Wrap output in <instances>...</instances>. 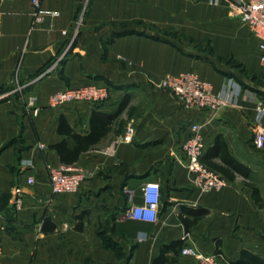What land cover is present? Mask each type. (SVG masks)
Returning <instances> with one entry per match:
<instances>
[{
	"label": "crops",
	"instance_id": "0c3cea01",
	"mask_svg": "<svg viewBox=\"0 0 264 264\" xmlns=\"http://www.w3.org/2000/svg\"><path fill=\"white\" fill-rule=\"evenodd\" d=\"M248 1L43 0V10L56 18L34 25L31 0H0L4 262L154 264L162 247L176 241L182 246L167 253L164 264H197L181 255L187 245L227 261L243 251L264 258V149L255 146L264 130L256 110L264 100V63L234 7ZM184 72L226 92L229 106L187 109L153 83ZM90 85L108 86L111 99L48 107L52 94ZM94 111L119 115L101 141L85 149L71 136L90 134ZM194 124L205 137L204 165L227 182L221 191L196 188L187 170L182 147ZM129 126L134 137L124 143ZM61 143L76 157L73 166L88 174L77 194L51 192L48 166L64 165L56 148ZM30 177L34 186L26 183ZM148 182L161 187L154 223L129 216L143 204ZM17 187L24 193L20 209ZM252 188L259 190L257 201Z\"/></svg>",
	"mask_w": 264,
	"mask_h": 264
},
{
	"label": "built area",
	"instance_id": "2783aa9c",
	"mask_svg": "<svg viewBox=\"0 0 264 264\" xmlns=\"http://www.w3.org/2000/svg\"><path fill=\"white\" fill-rule=\"evenodd\" d=\"M43 0H31L33 7L32 20L34 25H44L49 17L56 18L43 10ZM239 12L242 24L249 26L252 34L259 42V50L262 52L261 61L264 63V0H249L234 6ZM3 16L0 13V37L2 33ZM64 35L66 32L63 33ZM158 88L169 91L177 97L179 102L187 109H201L218 112L227 108L230 104L226 92H215L211 83L202 80L193 72H184L178 75L167 76L153 82ZM112 97L108 86L90 85L79 88H67L56 92L48 98V107L60 109L64 106L77 103H89L92 105L103 104ZM29 106L33 114L37 116L39 109L35 106V99L29 100ZM258 120L264 117V100L257 105ZM134 137V128L129 126L122 139L124 143H131ZM255 146L258 150L264 149V130H258L255 138ZM40 149L45 146L40 144ZM183 152L187 160V170L194 186L205 193L223 190L227 182L216 172L210 170L202 163L205 151V137L199 124L192 126L191 134L183 144ZM51 192L55 196L65 194H77L82 183L87 179V172L78 166L60 165L48 166ZM27 185L34 186L36 181L30 177ZM15 206L20 209L23 204V189L15 190ZM143 204L131 208L129 216L138 221L156 222L161 206V187L155 182H148L142 189ZM181 255L196 260L197 264H227L223 255L205 254L192 245L182 248ZM3 247L0 240V264H9L2 260Z\"/></svg>",
	"mask_w": 264,
	"mask_h": 264
},
{
	"label": "trees",
	"instance_id": "16d2710c",
	"mask_svg": "<svg viewBox=\"0 0 264 264\" xmlns=\"http://www.w3.org/2000/svg\"><path fill=\"white\" fill-rule=\"evenodd\" d=\"M122 108L120 109L119 113H121ZM119 113L115 115L110 114H98L95 111L92 113L91 117V132L87 137H80L78 135H72V139H75L76 141H81L80 144H84V148L88 149L91 146L97 144L101 139L106 135L108 128L107 125L112 123V121L118 117ZM66 143H61L60 145L56 146L58 152L60 153V158L62 163L67 166H73L74 161H76V157H70L69 153H64L63 150H61V147L64 146ZM202 163L206 164L204 158H202ZM211 167V166H210ZM209 168V167H208ZM235 168L239 173H242V166L236 165ZM210 170H216L215 168L211 167ZM252 193L254 199L257 201L259 198V190L256 188H252ZM182 246L181 241L173 242L171 245L162 247L161 255L154 261V264H164L167 262V258L165 255L169 253L170 251L175 250L178 247ZM221 255V254H218ZM227 264H264V258L255 255L248 251H243L241 253V257L238 260L235 261H227Z\"/></svg>",
	"mask_w": 264,
	"mask_h": 264
},
{
	"label": "rangeland",
	"instance_id": "374dc122",
	"mask_svg": "<svg viewBox=\"0 0 264 264\" xmlns=\"http://www.w3.org/2000/svg\"><path fill=\"white\" fill-rule=\"evenodd\" d=\"M80 23V22H79Z\"/></svg>",
	"mask_w": 264,
	"mask_h": 264
}]
</instances>
